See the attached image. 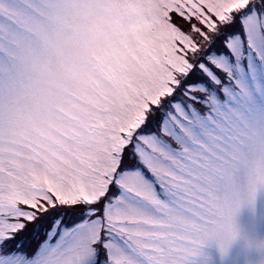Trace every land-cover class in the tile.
<instances>
[{"label": "snow or ice", "instance_id": "obj_1", "mask_svg": "<svg viewBox=\"0 0 264 264\" xmlns=\"http://www.w3.org/2000/svg\"><path fill=\"white\" fill-rule=\"evenodd\" d=\"M262 189L264 0H0V264H210Z\"/></svg>", "mask_w": 264, "mask_h": 264}, {"label": "rangeland", "instance_id": "obj_2", "mask_svg": "<svg viewBox=\"0 0 264 264\" xmlns=\"http://www.w3.org/2000/svg\"><path fill=\"white\" fill-rule=\"evenodd\" d=\"M242 233L252 241L234 243L226 256L221 257L215 246L206 249L210 254V264H264V251L255 246L258 240H264V189L258 191L254 205H246L237 217Z\"/></svg>", "mask_w": 264, "mask_h": 264}, {"label": "clouds", "instance_id": "obj_3", "mask_svg": "<svg viewBox=\"0 0 264 264\" xmlns=\"http://www.w3.org/2000/svg\"><path fill=\"white\" fill-rule=\"evenodd\" d=\"M239 240H244L248 244L252 243V241L249 239V237L246 234L242 233L240 227H239V235H238V238L235 241V243ZM262 243H264V240H258L255 242V246L257 247V245L262 244Z\"/></svg>", "mask_w": 264, "mask_h": 264}]
</instances>
